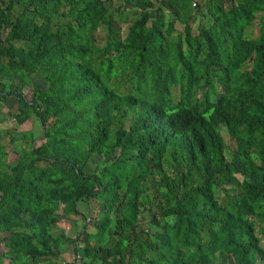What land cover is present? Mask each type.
Returning a JSON list of instances; mask_svg holds the SVG:
<instances>
[{
	"label": "trees",
	"instance_id": "16d2710c",
	"mask_svg": "<svg viewBox=\"0 0 264 264\" xmlns=\"http://www.w3.org/2000/svg\"><path fill=\"white\" fill-rule=\"evenodd\" d=\"M9 99L0 264H264V0H0Z\"/></svg>",
	"mask_w": 264,
	"mask_h": 264
},
{
	"label": "rangeland",
	"instance_id": "374dc122",
	"mask_svg": "<svg viewBox=\"0 0 264 264\" xmlns=\"http://www.w3.org/2000/svg\"><path fill=\"white\" fill-rule=\"evenodd\" d=\"M258 27H259L258 21L255 20L251 26L247 27V29H246L247 34L250 37H255L257 35V32H258ZM10 103H12V102H10V99L3 101L2 110L3 111L5 110V112L8 109H11L10 111H14L16 106L14 104H10ZM5 126L8 127L10 130H14L15 133L20 132V131H28L29 129H31V131H33L35 134L40 133V131L37 128L36 120H34V119H31V121L29 123H23L21 125L14 126L13 115L8 116V117L6 115L4 117L1 115L0 127L2 129H5ZM12 132L10 133L9 136H6L4 139L6 142L5 151L7 152V156L5 157V159L7 160V162L14 164L17 154L20 151L24 150L26 145L24 142H20V141H16L13 144L9 143L10 136H12V134H13ZM224 134H225V132H224ZM97 161H98V158L94 157V160L89 162V168L92 169L93 164H96ZM87 205L88 206L80 205L79 209L81 211H84V214H86V213H88V215L91 213L94 214L95 207L97 206V203L91 200V201H89V203ZM80 218H82V217L71 214L69 216L68 220H66L65 222L61 221L59 223L60 227L58 229L60 231L64 232L66 235H71L74 237V235H75L74 232H76V229L79 227L78 225L80 223L79 222ZM140 220H141V222H147L149 220V216L146 213H144L143 215L140 216ZM74 221H77V223L75 224ZM93 223H94V221L89 220V227L88 228L90 230L93 229V226H94ZM5 250H6V248L3 246V244H1L0 245V252H4ZM72 260H73L72 251L70 249H66V251H64L61 254V256L59 257L58 262H70ZM5 262H7V261L5 260ZM41 264H46V263H41Z\"/></svg>",
	"mask_w": 264,
	"mask_h": 264
},
{
	"label": "crops",
	"instance_id": "0c3cea01",
	"mask_svg": "<svg viewBox=\"0 0 264 264\" xmlns=\"http://www.w3.org/2000/svg\"><path fill=\"white\" fill-rule=\"evenodd\" d=\"M10 110H11V109H10ZM1 111L3 112L4 115H6V112H7L8 114H14V113L16 112V108H15L14 111H8V110H7V111L5 112V110L3 111L2 109H1ZM6 116H7V115H6ZM7 117H8V116H7ZM30 121H31V120H28V121H26L25 123H29ZM0 128H1V127H0ZM37 128H38V130L40 131V128H39V127H37ZM1 129H2V128H1ZM6 129H9V128L5 126V129H4V130H6ZM29 130H31V129H29ZM29 130H28V131H29ZM10 132H12V131L10 130Z\"/></svg>",
	"mask_w": 264,
	"mask_h": 264
},
{
	"label": "built area",
	"instance_id": "2783aa9c",
	"mask_svg": "<svg viewBox=\"0 0 264 264\" xmlns=\"http://www.w3.org/2000/svg\"><path fill=\"white\" fill-rule=\"evenodd\" d=\"M200 1V0H191V4L192 6H195L197 4V2Z\"/></svg>",
	"mask_w": 264,
	"mask_h": 264
}]
</instances>
